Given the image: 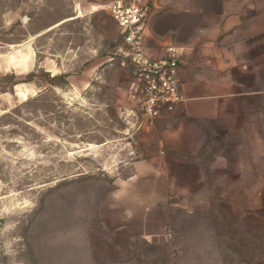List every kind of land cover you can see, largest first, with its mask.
<instances>
[{"label": "rangeland", "instance_id": "374dc122", "mask_svg": "<svg viewBox=\"0 0 264 264\" xmlns=\"http://www.w3.org/2000/svg\"><path fill=\"white\" fill-rule=\"evenodd\" d=\"M108 1L0 0V264H190L186 250L199 246L264 264L262 94L230 99L247 105L227 117L247 132L222 129L228 160L185 173L190 191L143 223L129 208L120 232L119 215L99 211L122 189L135 206L134 165L163 153L127 100L133 68ZM140 233L153 234L149 245Z\"/></svg>", "mask_w": 264, "mask_h": 264}, {"label": "crops", "instance_id": "0c3cea01", "mask_svg": "<svg viewBox=\"0 0 264 264\" xmlns=\"http://www.w3.org/2000/svg\"><path fill=\"white\" fill-rule=\"evenodd\" d=\"M113 1H108V10ZM144 5L147 9L144 39L148 50L158 59L166 56L168 46L180 51L179 92L185 101L172 111L162 110L152 126L159 132L158 144L163 153L134 165V173L140 180L136 205L128 206L126 190L122 189L113 203L99 207L102 213L107 209L119 215L123 224L117 226L118 232L126 228L129 208L143 223L152 208L168 203L174 193L190 191L189 182L181 177L193 169L203 175L200 161H213L217 166V162L228 160L222 148L232 143V139L222 129L238 130L242 135L247 132L245 126L233 124L227 118L247 110L246 104L233 100L264 95V66H259L264 64V0H144ZM83 17L77 10L71 20ZM261 79V90L250 88L255 80ZM210 168L207 167L208 176ZM234 174H239L237 169ZM137 237L149 245L153 234L140 233ZM107 242L102 241V246L106 247ZM95 246L92 241L91 248ZM232 249L199 246L187 249L186 255L190 264H216L217 257L231 258L234 254L237 264L239 254Z\"/></svg>", "mask_w": 264, "mask_h": 264}, {"label": "built area", "instance_id": "2783aa9c", "mask_svg": "<svg viewBox=\"0 0 264 264\" xmlns=\"http://www.w3.org/2000/svg\"><path fill=\"white\" fill-rule=\"evenodd\" d=\"M109 12L121 30L133 68L127 100L140 109L143 121L153 126L162 110L172 111L185 101L179 92L180 51L168 46L166 56L158 59L148 50L144 39L147 24L144 0H114Z\"/></svg>", "mask_w": 264, "mask_h": 264}]
</instances>
